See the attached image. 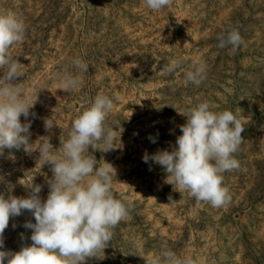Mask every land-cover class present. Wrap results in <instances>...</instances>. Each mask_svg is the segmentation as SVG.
I'll list each match as a JSON object with an SVG mask.
<instances>
[{
  "label": "rangeland",
  "instance_id": "1",
  "mask_svg": "<svg viewBox=\"0 0 264 264\" xmlns=\"http://www.w3.org/2000/svg\"><path fill=\"white\" fill-rule=\"evenodd\" d=\"M3 12L26 26L25 40L10 49L24 73L22 93L39 91L31 109L36 115L29 117L34 152L0 155L5 198L9 192L26 198L33 183L46 199L53 174L37 159L38 139L49 136L58 150L73 119L103 93L118 97L106 123L118 127L122 147L93 154L116 169L113 192L133 210L104 253L86 264H146L159 257L162 244L196 264H264V0H173L158 12L143 0H0ZM229 28H239L244 40L235 53L217 47V35ZM77 57L87 72L71 67ZM172 61L180 66L169 74L164 69ZM201 62L207 78L199 86L186 83L184 73ZM65 67L81 77L79 89L60 90L55 74ZM204 101L232 111L245 128L234 154L240 166L223 174L232 199L222 208L174 191L161 166L143 161L145 151L170 150L186 123L178 112ZM45 118L56 125L50 132ZM26 222L35 223L26 210L10 218L0 250L32 243Z\"/></svg>",
  "mask_w": 264,
  "mask_h": 264
},
{
  "label": "clouds",
  "instance_id": "2",
  "mask_svg": "<svg viewBox=\"0 0 264 264\" xmlns=\"http://www.w3.org/2000/svg\"><path fill=\"white\" fill-rule=\"evenodd\" d=\"M146 7L158 12L170 7L173 0H143ZM25 22L12 12L0 13V155L4 149L32 153L30 143L31 111L38 102V92L24 95L18 78L23 77L21 63L10 49L25 40ZM217 47H230L235 53L244 44L239 28H229L216 37ZM180 66L172 61L164 71L173 73ZM71 67L87 72L89 66L81 58L71 61ZM208 67L201 62L184 73L185 82L199 86L207 78ZM59 88L74 91L83 81L68 67L55 74ZM42 90V89H41ZM114 99L97 94L73 119L67 139L58 150L50 143L49 136L40 137L38 158L42 166H50L52 178L46 181L48 194L42 199V186L29 184V195L17 197L10 192L5 198L0 193V249L4 247V232L10 218L31 212L35 223L23 226L32 230L31 244H23L18 251L0 250V264H86L109 247L114 229L130 217L131 201L117 198L113 192L116 169L109 162L97 160L96 150L108 152L122 147L118 127H109L108 115L114 110ZM216 105L204 101L178 112L186 117L180 125L181 135L169 149L157 150L143 161L161 166L166 173V183L174 191L187 192L197 201L207 202L213 208H222L231 202L224 173L239 168L234 154L239 151L245 128L230 110L216 111ZM21 116L24 122H21ZM46 131L56 126L45 118ZM119 132V135H118ZM152 143L156 139L149 136ZM101 145L103 146L101 148ZM92 149V152L89 149ZM151 170V168L149 169ZM3 182V177H0ZM152 198V197H150ZM155 199V198H153ZM170 203L172 202L169 197ZM24 240V234L21 233ZM146 264H196L193 258L181 256L168 245L162 244L159 257Z\"/></svg>",
  "mask_w": 264,
  "mask_h": 264
},
{
  "label": "water",
  "instance_id": "3",
  "mask_svg": "<svg viewBox=\"0 0 264 264\" xmlns=\"http://www.w3.org/2000/svg\"><path fill=\"white\" fill-rule=\"evenodd\" d=\"M238 215L237 214H234L233 216L229 217V219H237Z\"/></svg>",
  "mask_w": 264,
  "mask_h": 264
}]
</instances>
